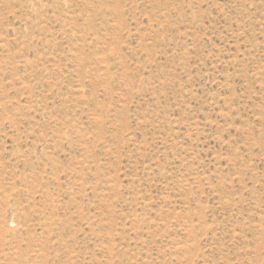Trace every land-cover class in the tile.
I'll return each mask as SVG.
<instances>
[{
    "label": "rangeland",
    "instance_id": "obj_1",
    "mask_svg": "<svg viewBox=\"0 0 264 264\" xmlns=\"http://www.w3.org/2000/svg\"><path fill=\"white\" fill-rule=\"evenodd\" d=\"M0 264H264V0H0Z\"/></svg>",
    "mask_w": 264,
    "mask_h": 264
}]
</instances>
